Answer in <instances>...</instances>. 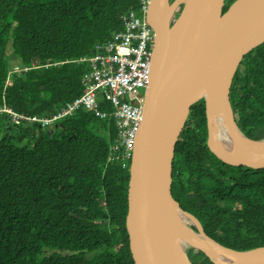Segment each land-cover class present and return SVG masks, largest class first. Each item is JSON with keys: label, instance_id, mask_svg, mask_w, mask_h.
Masks as SVG:
<instances>
[{"label": "trees", "instance_id": "obj_1", "mask_svg": "<svg viewBox=\"0 0 264 264\" xmlns=\"http://www.w3.org/2000/svg\"><path fill=\"white\" fill-rule=\"evenodd\" d=\"M234 1L226 0L224 12ZM135 4L0 0V111L52 116L79 97L89 64L77 60L122 31L121 16ZM15 56L27 71L11 74ZM231 103L242 132L263 139L264 43L242 60ZM2 115L0 264H135L126 225L130 170L107 163L113 121L79 109L55 131ZM207 140L202 99L176 146L174 198L223 246H264V168L226 164ZM188 255L193 264H214L202 251Z\"/></svg>", "mask_w": 264, "mask_h": 264}, {"label": "water", "instance_id": "obj_2", "mask_svg": "<svg viewBox=\"0 0 264 264\" xmlns=\"http://www.w3.org/2000/svg\"><path fill=\"white\" fill-rule=\"evenodd\" d=\"M225 4L226 0H150L153 68L129 172L126 218L135 264H193L188 251L178 246L177 238L183 234L188 235L190 249L202 251L214 264H264V246L248 250L223 246L172 193L176 146L192 106L202 99L210 150L226 164L264 168V150L256 151V143L264 138L255 140L242 132L231 103L242 60L264 43V0H235L224 12ZM217 107L224 110L233 132L230 151L212 144ZM241 133L253 147L244 146ZM183 216L194 228L183 222ZM188 227L202 238L190 237Z\"/></svg>", "mask_w": 264, "mask_h": 264}, {"label": "built area", "instance_id": "obj_3", "mask_svg": "<svg viewBox=\"0 0 264 264\" xmlns=\"http://www.w3.org/2000/svg\"><path fill=\"white\" fill-rule=\"evenodd\" d=\"M149 3L150 0H140L132 5L121 16L124 29L115 32L104 44L97 45L94 56L77 60L89 64L79 97L52 116H27L6 107L1 112L6 111L16 124L27 121L51 128L79 109L91 111L115 125L116 134L107 163L118 162L122 168L130 169L153 68L155 31L148 20Z\"/></svg>", "mask_w": 264, "mask_h": 264}, {"label": "bare ground", "instance_id": "obj_4", "mask_svg": "<svg viewBox=\"0 0 264 264\" xmlns=\"http://www.w3.org/2000/svg\"><path fill=\"white\" fill-rule=\"evenodd\" d=\"M242 138L244 140V146L246 148L253 147L252 142L248 141L244 134H242ZM212 136H213V141L212 144L215 147H219L221 149H224L226 151H230L232 145L234 144V136L233 132L230 128V125L227 120V116L224 112V110L221 107H217L214 110V121H213V129H212ZM264 150V142L263 143H256V151L257 153H261ZM182 220L184 223L189 225L187 223L188 218L186 216L182 217ZM189 228V236L194 237V238H202V236L192 230L191 227ZM188 235L183 234L181 236H178L177 238V243L178 246L180 247L181 250L185 251L186 247L188 245L187 242Z\"/></svg>", "mask_w": 264, "mask_h": 264}, {"label": "rangeland", "instance_id": "obj_5", "mask_svg": "<svg viewBox=\"0 0 264 264\" xmlns=\"http://www.w3.org/2000/svg\"><path fill=\"white\" fill-rule=\"evenodd\" d=\"M139 1L140 0H136V4H138L139 3ZM137 15H139L138 14V12H137ZM12 52V50H11V47H10V49L8 50V53H11ZM14 60L11 62V65L13 66L12 68V71H11V74H13V73H21V72H23V71H25L24 69H25V67L24 68H21V64L19 63V61L16 59V58H13ZM19 71V72H17V71ZM21 70V71H20ZM8 83H9V81H8ZM140 91L141 92H144V89H140ZM0 115H2V112L0 111ZM3 116V115H2ZM3 120V119H2ZM52 128H54L55 129V131H58V128H56V126H53V127H51V129ZM48 129H50V128H47V130ZM49 132L50 131H48V134H49ZM189 226H191V227H193L194 228V226L191 224V225H189ZM190 248L188 247V245H187V247H186V250L188 251Z\"/></svg>", "mask_w": 264, "mask_h": 264}, {"label": "flooded vegetation", "instance_id": "obj_6", "mask_svg": "<svg viewBox=\"0 0 264 264\" xmlns=\"http://www.w3.org/2000/svg\"><path fill=\"white\" fill-rule=\"evenodd\" d=\"M179 8H181V7H179ZM179 8H178V9H179ZM178 9H177V10H178ZM179 13H180V12H177V13H176L175 18L179 15Z\"/></svg>", "mask_w": 264, "mask_h": 264}, {"label": "clouds", "instance_id": "obj_7", "mask_svg": "<svg viewBox=\"0 0 264 264\" xmlns=\"http://www.w3.org/2000/svg\"><path fill=\"white\" fill-rule=\"evenodd\" d=\"M130 170V169H129Z\"/></svg>", "mask_w": 264, "mask_h": 264}]
</instances>
